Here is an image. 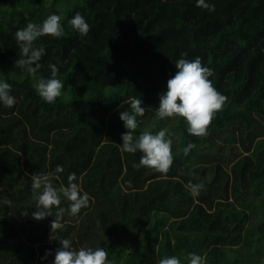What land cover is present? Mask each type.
<instances>
[{"label":"trees","instance_id":"trees-1","mask_svg":"<svg viewBox=\"0 0 264 264\" xmlns=\"http://www.w3.org/2000/svg\"><path fill=\"white\" fill-rule=\"evenodd\" d=\"M206 2L215 11L196 0H0V81L16 99L11 108L0 103V264H53L60 247L49 240L54 217L30 214L37 172L54 173L57 187L76 174L89 206L66 212L59 234L77 249L105 248L115 264L169 256L188 264L195 250L205 264H253L264 254V0ZM76 12L91 26L87 36L68 23ZM52 14L64 35L34 42L45 49L34 79L15 67L14 34ZM182 52L201 57L227 97L204 137L189 134L182 117L156 115ZM50 64L64 84L54 103L34 88L50 78ZM133 99L145 108L134 137L167 129L173 141L167 175L134 167L142 153L119 149L127 131L120 112H131ZM190 181L204 185L196 197ZM68 203L62 198L61 207Z\"/></svg>","mask_w":264,"mask_h":264},{"label":"clouds","instance_id":"clouds-1","mask_svg":"<svg viewBox=\"0 0 264 264\" xmlns=\"http://www.w3.org/2000/svg\"><path fill=\"white\" fill-rule=\"evenodd\" d=\"M196 6L202 7L210 12L215 11V5L209 4L206 0H196ZM82 37L87 36L91 26L80 12H76L74 17L68 21ZM51 35L60 38L64 35V28L61 25V17L56 14L49 15L41 24L28 22L26 27L18 29L14 38L19 46L20 58L16 60L15 67L26 70L35 79V74L40 68L39 61L45 54L43 47H36L34 42L42 36ZM186 52L181 53V58L176 60L177 71L167 81V91L159 94L160 103L156 115L160 119L168 117H182L188 125L189 134L204 137L208 135V129L218 111L223 109L227 97L221 94L213 85L209 77L213 76V70L202 64L201 57L189 60ZM35 65V66H33ZM50 78L40 77L34 83V88L39 96L47 103H54L62 95L64 84L57 78L59 68L57 64H50ZM12 86L8 82L0 81V103L11 108L15 105L16 99L11 93ZM141 99H133L130 102L131 112L128 110L120 112V119L124 122L126 132L122 133L123 143L119 144L122 153L135 154L142 153L139 163L134 164L136 168L146 167L155 172L167 175L174 162L172 152V139L168 136L167 129H161L153 134L150 131L142 132L138 138L134 133L138 128L137 117L145 115V108L141 105ZM123 107V105H121ZM194 144H189L183 149L187 156ZM64 168L57 165L55 173H62ZM54 173L37 172L32 174L31 189L33 199L36 200V211L31 216L36 220H43L48 216L54 219L50 224V241H58L60 247L55 249V259L53 264H115V260L109 259V254L103 247H84L79 249L73 247L70 239L60 235L63 228L62 220L67 212L71 216H77L81 209L89 206V195H81L80 186L74 181L77 179L75 173L68 175V185L63 183L59 187L55 186L51 177ZM56 179H59L56 176ZM193 197L200 194L204 188L203 183H192L185 185ZM62 198L67 200L68 207H61ZM10 206L11 201H6ZM56 211L53 213V208ZM23 215H29L25 210ZM49 250L42 259H47L51 255ZM188 264H205V259L196 254L189 253ZM158 264H181L177 256L162 258Z\"/></svg>","mask_w":264,"mask_h":264},{"label":"rangeland","instance_id":"rangeland-1","mask_svg":"<svg viewBox=\"0 0 264 264\" xmlns=\"http://www.w3.org/2000/svg\"><path fill=\"white\" fill-rule=\"evenodd\" d=\"M174 121L171 119L170 121L167 122V124L170 126ZM195 253L200 255V250H195ZM261 260H264V254L260 255L259 257L256 256V259H254L253 264H260Z\"/></svg>","mask_w":264,"mask_h":264}]
</instances>
